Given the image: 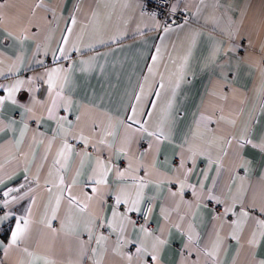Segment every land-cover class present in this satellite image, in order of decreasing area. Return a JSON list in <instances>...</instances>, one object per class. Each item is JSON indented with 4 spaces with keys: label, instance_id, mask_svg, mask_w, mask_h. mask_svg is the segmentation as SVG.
Here are the masks:
<instances>
[{
    "label": "crops",
    "instance_id": "obj_1",
    "mask_svg": "<svg viewBox=\"0 0 264 264\" xmlns=\"http://www.w3.org/2000/svg\"><path fill=\"white\" fill-rule=\"evenodd\" d=\"M173 8L0 0V264H264V0Z\"/></svg>",
    "mask_w": 264,
    "mask_h": 264
},
{
    "label": "built area",
    "instance_id": "obj_2",
    "mask_svg": "<svg viewBox=\"0 0 264 264\" xmlns=\"http://www.w3.org/2000/svg\"><path fill=\"white\" fill-rule=\"evenodd\" d=\"M174 0H144L145 9L155 15L162 25H173L183 22L187 19L186 14L181 9L173 8ZM81 144L78 143V146ZM213 208L212 215H215L222 211L220 204L210 202ZM151 202L145 201L139 211L135 216L136 222L139 224H144L150 213Z\"/></svg>",
    "mask_w": 264,
    "mask_h": 264
},
{
    "label": "snow or ice",
    "instance_id": "obj_3",
    "mask_svg": "<svg viewBox=\"0 0 264 264\" xmlns=\"http://www.w3.org/2000/svg\"><path fill=\"white\" fill-rule=\"evenodd\" d=\"M72 20H73V23L75 22V17L73 16L72 17ZM71 29H69V31H70ZM169 29L168 28H165V31H168ZM64 39L66 40L67 39V37H64ZM61 51H62V49H61ZM153 59H155V57L153 58ZM59 71V69H56V68H54V69H52L51 70V72L49 73V79H48V84H49V87L50 88H53L55 85H54V81H53V73H57ZM22 82L21 81H17L16 82V84L12 87V88H8V89H6V91L8 92V99H12L13 98V93L15 92V91H17L18 89H19V85L21 84ZM60 94L59 93H56V96H54L53 97V99H52V103H53V105H55L56 104V97L57 96H59ZM3 99H5V97H0V100H3ZM137 99H139V96H137ZM51 111H52V109H49V112L51 113ZM133 112H135V108H133ZM128 119L129 120H132L133 119V117L132 116H129L128 117ZM137 123H139V121H137ZM141 129L143 130V131H147V129L145 128V127H143V125L141 126ZM159 131V135H160V137H162L163 135H164V133H163V131L162 130H158ZM153 133H149V135H152ZM159 138V137H158ZM241 139H243V137H241ZM107 173H105V175H106ZM120 175H123V173H120ZM63 181L61 180V183H62ZM74 183H75V181H73ZM96 183L97 184H102V183H105V180L104 179H98V180H96ZM93 191H96V189L94 188L93 189ZM5 195H7V193H5ZM72 200H75V197H72ZM116 202L119 204L120 202H121V196H117L116 197ZM125 204H127L129 201H128V199L127 198H125L124 199V201H123ZM139 202H140V192H139V190L137 191V194H136V198L135 199H133L132 201H131V204H132V207H130V208H128V211H133V210H139V208L137 207V205L139 204ZM57 203H59V198H57ZM83 210V209H82ZM231 209H229V211H230ZM114 215H116V213H115V210H114V213H113ZM242 215H244V216H247L248 215V213L247 212H245V211H243L242 210V213H241ZM4 219H6L7 217H3ZM260 223L261 224H264V221H260ZM24 225H25V227L27 226V220H24ZM110 227L112 226L111 224L109 225ZM121 227H123V225H121ZM23 231H24V228H22L21 227V225H20V222H19V219L17 220V224H16V228L12 231V233H11V240H10V243L11 244H16L17 243V241H18V238L20 237V235L23 233ZM146 231V230H145ZM103 239V237H99L98 239H97V243H99L100 242V240H102ZM160 244H163L164 243V241H158ZM251 242V241H250ZM153 247H155V245H153ZM93 251H95V249L93 250ZM140 251H143V249L142 248H137V252L139 253ZM209 255H215L214 253H209ZM152 259L153 260H156V256L155 255H153L152 256Z\"/></svg>",
    "mask_w": 264,
    "mask_h": 264
},
{
    "label": "trees",
    "instance_id": "obj_4",
    "mask_svg": "<svg viewBox=\"0 0 264 264\" xmlns=\"http://www.w3.org/2000/svg\"><path fill=\"white\" fill-rule=\"evenodd\" d=\"M8 229H9V227L7 226L6 228L5 227H3L2 229H1V234L4 236V235H6L7 234V232H8Z\"/></svg>",
    "mask_w": 264,
    "mask_h": 264
},
{
    "label": "rangeland",
    "instance_id": "obj_5",
    "mask_svg": "<svg viewBox=\"0 0 264 264\" xmlns=\"http://www.w3.org/2000/svg\"><path fill=\"white\" fill-rule=\"evenodd\" d=\"M159 21V20H158ZM160 23V22H159ZM162 25V24H161Z\"/></svg>",
    "mask_w": 264,
    "mask_h": 264
}]
</instances>
